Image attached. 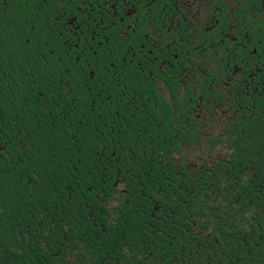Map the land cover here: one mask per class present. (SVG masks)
Returning a JSON list of instances; mask_svg holds the SVG:
<instances>
[{
  "label": "flooded vegetation",
  "instance_id": "flooded-vegetation-1",
  "mask_svg": "<svg viewBox=\"0 0 264 264\" xmlns=\"http://www.w3.org/2000/svg\"><path fill=\"white\" fill-rule=\"evenodd\" d=\"M255 132L264 0H0V264H264L262 206L215 207L196 257L187 206L153 202L150 245L115 221L158 180L264 195V144L236 141Z\"/></svg>",
  "mask_w": 264,
  "mask_h": 264
},
{
  "label": "trees",
  "instance_id": "trees-1",
  "mask_svg": "<svg viewBox=\"0 0 264 264\" xmlns=\"http://www.w3.org/2000/svg\"><path fill=\"white\" fill-rule=\"evenodd\" d=\"M237 142L256 144L254 148L260 147L258 144H264V132H255L253 134H239L236 138ZM258 145V146H257ZM248 146L238 147V150L247 151ZM244 157L243 155H239ZM198 174L195 178L189 181H173L171 184L175 195L171 198L168 196L167 181L158 180L157 186L160 189V194L157 196L147 197V196H132L128 201V207L121 210L122 219H119V215L116 216L115 221L117 222H127L126 231L130 238H136L139 240H145L147 244H151L150 239L152 236L149 233H145L144 229H150L148 226H143L145 223H153L155 220L150 216L151 205L155 202L157 205L166 209L169 206H174L178 208V211L182 212V207L187 206L189 209V249L190 256L196 257L200 254V249L204 242L197 232L200 230H209L212 237H216L217 230L220 228V219L218 218V211L214 208L219 205H237L240 209L237 211L238 223H250V219L246 215L250 213L258 214V210L245 211L246 206H262L264 207V195L249 196V195H221L216 196L217 192L221 189L232 190L235 188L232 182L223 181V185L220 179L217 178L215 172L206 173L204 179H198ZM178 185L180 188L178 189ZM186 189L188 194L186 195L182 190ZM238 190H249L248 183L246 181L238 182ZM249 200L252 202L250 203ZM167 210H162L166 212ZM181 221V217H179ZM227 222V221H226ZM135 224V225H133ZM139 224V225H138ZM142 225V226H140ZM118 225L111 227V234L109 236V241L107 246L109 250L118 253L119 247V234ZM212 242L209 240L208 244Z\"/></svg>",
  "mask_w": 264,
  "mask_h": 264
}]
</instances>
